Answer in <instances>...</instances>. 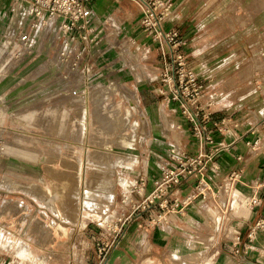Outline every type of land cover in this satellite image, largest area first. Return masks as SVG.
Segmentation results:
<instances>
[{
	"label": "crops",
	"instance_id": "0c3cea01",
	"mask_svg": "<svg viewBox=\"0 0 264 264\" xmlns=\"http://www.w3.org/2000/svg\"><path fill=\"white\" fill-rule=\"evenodd\" d=\"M169 1L172 10L165 27L178 31L186 43L183 50L189 66L204 85L212 87L204 98L209 105L207 110L213 119L223 118L228 125L221 127V132L210 123L207 126L215 142H231V148L218 155L215 171L203 174L211 186L209 198L197 197L188 202L181 215L172 213L167 223L159 226L146 227L145 219L127 223L104 264H203L214 248L217 251L212 264H237L246 256L249 259L256 256L253 259L257 264H264V93L257 89L264 86V75L245 76L246 67L237 60L240 54H254L257 47L264 54V0ZM91 9L94 23L103 25L111 37L134 39L129 53L105 51L103 66L107 77L143 86L148 92L150 87H155L153 94H142L135 88L133 95L142 104L157 103L159 117L167 108L180 132L179 140L164 137L167 130L162 127V139H154V146L149 147L151 165L142 174L148 180L144 188L148 192L152 186L150 180L160 173V160L166 156L170 144L189 154L197 153L203 145L180 115L177 104L167 105L160 98L163 57L158 44L136 29L140 17L138 6L130 0H93ZM164 50L168 52V48ZM234 169H240L234 181L237 201H248L249 207L241 206L222 214L215 202L219 204L224 195L214 183H224ZM199 178L200 175L182 179L174 196L185 199L195 191ZM253 199L257 202L253 203ZM252 224L257 228L254 240L257 255L235 253V249L246 244V231ZM86 226L80 222L73 225L80 230L75 238L79 243L63 254L68 264L97 262L94 253L97 236L92 227ZM5 256L0 250V262L7 261ZM12 264L19 263L15 260Z\"/></svg>",
	"mask_w": 264,
	"mask_h": 264
},
{
	"label": "rangeland",
	"instance_id": "374dc122",
	"mask_svg": "<svg viewBox=\"0 0 264 264\" xmlns=\"http://www.w3.org/2000/svg\"><path fill=\"white\" fill-rule=\"evenodd\" d=\"M259 49L237 58L247 77L264 75ZM16 80L4 87L0 109V185L8 191L0 195V250L19 264H68L63 254L79 243L73 225L86 224L98 236L102 225L126 215L124 196L151 165L148 149L162 139L161 128L175 140L180 132L167 108L159 117L157 103L145 101L144 107L133 95L135 88L153 94L155 87L148 92L111 79L77 98L43 101L31 97L43 87ZM257 89L264 93L263 85ZM247 203L234 199L233 210ZM254 226L237 254L257 255ZM216 251L203 264H212ZM253 258L237 264H257Z\"/></svg>",
	"mask_w": 264,
	"mask_h": 264
},
{
	"label": "built area",
	"instance_id": "2783aa9c",
	"mask_svg": "<svg viewBox=\"0 0 264 264\" xmlns=\"http://www.w3.org/2000/svg\"><path fill=\"white\" fill-rule=\"evenodd\" d=\"M92 1L0 0V109L6 105L7 88L4 87L11 78H16L20 84L43 87L44 92L31 95H40L43 101L77 98L92 88H101L105 81L112 79L107 77L103 66L105 51L117 50L122 55L129 53L134 39L123 36L116 39L103 25H96ZM130 1L140 10L136 29L155 41L161 49L163 71L160 73L159 95L167 103L177 104L180 115L190 124L203 148L189 154L170 144L166 156L160 160V173L150 180L151 189L145 191L148 180L144 175L131 183L123 200L127 214L114 219L111 224L102 225L103 230L95 239L96 264L105 263L127 223L145 219L146 227L159 226L167 223L172 213L181 215L188 202L197 197L209 198L211 186L203 179V174L208 170L215 171L218 155L231 148V142L214 141L207 125L210 123L221 132V127H226L228 121L213 119L212 113L207 110L209 105L204 102L206 85L188 64L183 50L185 41L180 39L176 29L165 27L172 10L171 2ZM239 172L240 169H234L224 183H214L217 191L224 195L220 205L215 202L222 214L233 209L234 199H237L234 181ZM197 175L200 178L193 193L185 199L174 196L182 179ZM7 192L0 185V194ZM252 202L257 201L253 199ZM238 252L239 249H235V253ZM12 263H15L12 259L0 262Z\"/></svg>",
	"mask_w": 264,
	"mask_h": 264
},
{
	"label": "bare ground",
	"instance_id": "6f19581e",
	"mask_svg": "<svg viewBox=\"0 0 264 264\" xmlns=\"http://www.w3.org/2000/svg\"><path fill=\"white\" fill-rule=\"evenodd\" d=\"M69 197V196H68ZM70 209V208H69Z\"/></svg>",
	"mask_w": 264,
	"mask_h": 264
}]
</instances>
